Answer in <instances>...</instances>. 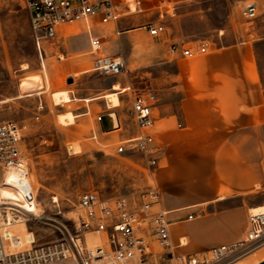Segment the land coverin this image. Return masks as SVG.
I'll use <instances>...</instances> for the list:
<instances>
[{"label": "rangeland", "instance_id": "rangeland-1", "mask_svg": "<svg viewBox=\"0 0 264 264\" xmlns=\"http://www.w3.org/2000/svg\"><path fill=\"white\" fill-rule=\"evenodd\" d=\"M248 3L258 7V17L252 21L244 16ZM161 13H165L166 31L152 37L143 27L159 21ZM92 33L103 37L105 55L126 61L128 73L117 76L124 83L121 88L131 85L157 90L159 79L175 72L174 62L157 56L165 53L160 45L169 33L183 39L184 44H176L179 48L205 42L208 53L211 48L249 40L256 45L264 72V0H151L142 10L124 11L118 24L96 20ZM37 46L24 0H0V124L15 121L28 125L22 152L29 160L37 192V204L25 205L34 213L22 217L10 230L13 234H33L35 244L40 245L74 232L83 192L96 191L103 198L126 195L139 205L141 193L154 184V174L141 153L117 154L114 148L120 141L102 131L96 115H84L80 102L72 108L81 114L75 123L66 124L58 117L65 107L64 103H54L53 93L72 87L66 76L82 89L101 86L111 76L93 69L96 55L89 53V34L82 23L65 26L54 39L44 40L40 50ZM206 54L180 59L179 63L190 67ZM122 98L127 106L129 95L124 93ZM40 102L44 105L41 112L37 109ZM70 145H79L80 152L72 153ZM258 195L262 206L264 188ZM0 196L19 199L7 189H2ZM238 264H255V260L248 258Z\"/></svg>", "mask_w": 264, "mask_h": 264}, {"label": "crops", "instance_id": "crops-1", "mask_svg": "<svg viewBox=\"0 0 264 264\" xmlns=\"http://www.w3.org/2000/svg\"><path fill=\"white\" fill-rule=\"evenodd\" d=\"M163 39L165 53L157 56L174 62L176 70L161 77L155 90L154 133L163 155L154 174L160 201L151 213H168L175 255L200 254L240 240L249 211L263 202L264 72L249 40L211 48L188 67L179 63L186 59L181 53H166L183 39L170 33ZM117 76L96 88H78L76 81L68 91L54 92V103L65 107L60 120L75 123L81 114L72 108L80 102L84 115L115 116L117 126L108 132L113 141L136 136L131 100L123 105L124 83ZM69 148L80 152L79 145Z\"/></svg>", "mask_w": 264, "mask_h": 264}, {"label": "built area", "instance_id": "built-area-1", "mask_svg": "<svg viewBox=\"0 0 264 264\" xmlns=\"http://www.w3.org/2000/svg\"><path fill=\"white\" fill-rule=\"evenodd\" d=\"M151 0H24L30 15L32 37L40 50L44 40L54 39L64 26L86 25L89 34L90 53L96 55L93 69L104 75H126L128 67L122 58L103 53L104 39L93 35L92 23L118 24L124 11L142 10ZM162 4H165L162 1ZM147 23L144 29L152 37L166 31L163 22ZM244 16L249 20L258 17L256 3H248ZM119 33V32H118ZM172 53L192 58L209 52L207 43L195 47H170ZM129 95L132 114L137 123L136 136L120 141L114 148L117 154L141 153L153 174L156 173L162 149L156 146L154 106L157 92L151 87L135 89L126 85L119 90ZM44 110L42 102L37 106ZM103 115L97 116L101 123ZM40 118L36 116V120ZM28 130L26 123L7 121L0 124V192L7 189L19 199L13 202L0 196V264H238L254 258L255 264H264V211H249L246 229L240 240L211 247L200 254L177 256L171 242L168 213L163 209L152 214V206L160 201L157 184L141 193L140 204H135L126 195L103 198L96 191L80 195L81 214L75 223L74 232L68 237L36 245L24 251L9 249L10 239L6 231L22 217L31 214L25 207L37 204V192L31 181V167L22 152V142ZM189 219L194 214H189ZM260 252L262 254L258 255Z\"/></svg>", "mask_w": 264, "mask_h": 264}, {"label": "bare ground", "instance_id": "bare-ground-1", "mask_svg": "<svg viewBox=\"0 0 264 264\" xmlns=\"http://www.w3.org/2000/svg\"><path fill=\"white\" fill-rule=\"evenodd\" d=\"M27 68V65H23V69ZM105 124L107 127H116L117 123L115 120V116L113 114H108L105 120ZM17 200H13V202H17ZM28 209V211H30L31 213H34L33 211H31L28 207H26ZM252 212H261L264 211V205H260L257 206L255 208L251 209ZM13 227V225L9 228V230L6 231V237L7 239H10L11 241V249L14 252H19V251H24L25 248L27 247L26 244H31L33 242H35V239L33 237V234L30 233H25L24 235H20L19 234H13L12 231L10 230ZM21 228H25V225L22 224Z\"/></svg>", "mask_w": 264, "mask_h": 264}, {"label": "water", "instance_id": "water-1", "mask_svg": "<svg viewBox=\"0 0 264 264\" xmlns=\"http://www.w3.org/2000/svg\"><path fill=\"white\" fill-rule=\"evenodd\" d=\"M68 83H73V79L72 78H69L68 80ZM106 117H107V114L106 115H103V120L101 121V125H102V128H103V131H110L112 130V127H107L106 124H105V120H106Z\"/></svg>", "mask_w": 264, "mask_h": 264}]
</instances>
